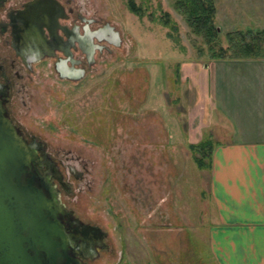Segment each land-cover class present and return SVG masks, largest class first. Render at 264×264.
I'll use <instances>...</instances> for the list:
<instances>
[{"label": "rangeland", "instance_id": "obj_1", "mask_svg": "<svg viewBox=\"0 0 264 264\" xmlns=\"http://www.w3.org/2000/svg\"><path fill=\"white\" fill-rule=\"evenodd\" d=\"M83 1L89 13L118 30L119 44H110L78 80L58 77L50 59L35 64L18 81L22 101L12 95L9 112L48 148L85 161L80 179L64 171L72 190H63L61 200L105 234V246L88 264H213L207 168L195 164L197 153L184 141L212 139L215 129L206 125L205 92H197L204 103L198 109L190 77L186 82L177 65L221 57L209 56L173 0ZM213 3V23L225 45L233 0ZM143 88L155 98L162 90L173 114L172 135L179 138L173 145L159 114L139 112Z\"/></svg>", "mask_w": 264, "mask_h": 264}, {"label": "crops", "instance_id": "obj_2", "mask_svg": "<svg viewBox=\"0 0 264 264\" xmlns=\"http://www.w3.org/2000/svg\"><path fill=\"white\" fill-rule=\"evenodd\" d=\"M244 3L233 0V31L264 28V0ZM178 68L186 82L190 77L195 94L191 103L198 109L204 103L197 92H205L206 125L215 129L204 193L210 208L207 248L212 262L264 264V56L233 55L201 65L181 61ZM140 96L139 112L159 114L167 144L173 145L175 123L169 122L173 114L162 90L156 98L145 89Z\"/></svg>", "mask_w": 264, "mask_h": 264}, {"label": "flooded vegetation", "instance_id": "obj_3", "mask_svg": "<svg viewBox=\"0 0 264 264\" xmlns=\"http://www.w3.org/2000/svg\"><path fill=\"white\" fill-rule=\"evenodd\" d=\"M0 0V83L6 87V95L3 103L7 116L17 127L18 132L28 141L36 144L35 152L37 161L32 162V169L36 173L37 183L39 179L50 183V188L56 189L58 199L63 203V208L55 213V220L59 223V229L68 235L67 249L64 251L59 245L56 251L61 255L60 264H74L76 260L88 264V260L95 258L99 249L105 246L104 232L97 239L93 223L81 220L73 215L61 200L62 191L72 190L70 180L65 177L64 171L75 179L82 177L87 170L85 161L78 154H68L66 151L50 149L46 143L35 133L24 130L15 121L9 112L10 98L12 95L22 101L21 90L24 84L18 82L24 75L33 71V66L44 60L50 59L52 69L56 75L64 80H78L83 77L85 70L94 65L101 55L110 52V44L102 37L96 39L93 30L103 27L106 21L99 16L89 13L83 0ZM45 4L49 10L42 14L41 21L43 40L39 44L31 43L29 47L21 49L20 41L23 32L29 27L30 22H38L33 11L36 4ZM34 9V10H33ZM48 27V28H47ZM105 29V28H104ZM102 34H105L102 31ZM25 35V32H24ZM42 40V39H41ZM79 41L81 45H79ZM83 47V48H82ZM74 67L83 69L80 78H63L60 74H73ZM79 162V165L74 163ZM43 190H47L46 186ZM47 192V191H46ZM49 192V191H48ZM54 240L61 243L59 236ZM83 241L93 247L91 250L81 248L76 252L74 247H80ZM86 255H83V253ZM43 257V256H42Z\"/></svg>", "mask_w": 264, "mask_h": 264}, {"label": "water", "instance_id": "obj_4", "mask_svg": "<svg viewBox=\"0 0 264 264\" xmlns=\"http://www.w3.org/2000/svg\"><path fill=\"white\" fill-rule=\"evenodd\" d=\"M48 10L45 4L37 3L33 11L37 21ZM41 23L30 22L25 35L23 32L21 49L45 40ZM92 33L96 39L104 37L113 45L119 44L118 30L109 23ZM79 45L82 46L80 41ZM82 71V68L74 67L73 74L70 71V74L60 76L80 78ZM5 95L6 87L0 83V264H60L61 255L55 249L61 245L65 251L69 242L68 235L62 231L63 227L59 229L54 218L56 211L64 205L58 199L56 189L49 187L50 183L46 184L42 178L37 183L32 169V162L37 161L36 144L28 142L7 116L3 103ZM45 186L47 190H43ZM93 228L99 239L103 231L98 226ZM56 235L60 237L59 244L53 238ZM79 245L74 247L76 252L84 247L92 251L91 257L94 255L93 247L88 243L81 241ZM74 264L84 263L76 260Z\"/></svg>", "mask_w": 264, "mask_h": 264}, {"label": "trees", "instance_id": "obj_5", "mask_svg": "<svg viewBox=\"0 0 264 264\" xmlns=\"http://www.w3.org/2000/svg\"><path fill=\"white\" fill-rule=\"evenodd\" d=\"M173 6L183 15L190 30L202 38L210 57L264 56V28L253 31H227L226 44L222 45L217 35L216 25L213 23L215 11L213 0H173ZM129 8L137 9L131 2ZM212 144L213 141L208 136L188 143L189 148L197 153L193 155V160L199 168L209 167Z\"/></svg>", "mask_w": 264, "mask_h": 264}]
</instances>
